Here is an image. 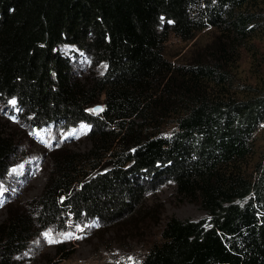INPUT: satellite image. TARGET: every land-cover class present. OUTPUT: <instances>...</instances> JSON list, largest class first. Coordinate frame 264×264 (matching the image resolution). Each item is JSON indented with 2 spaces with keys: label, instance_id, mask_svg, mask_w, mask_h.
Returning <instances> with one entry per match:
<instances>
[{
  "label": "trees",
  "instance_id": "trees-1",
  "mask_svg": "<svg viewBox=\"0 0 264 264\" xmlns=\"http://www.w3.org/2000/svg\"><path fill=\"white\" fill-rule=\"evenodd\" d=\"M172 34L193 42L187 59L166 56ZM253 41L264 0H0V103L37 133L82 129L90 143L53 148L42 193L0 223V264H20L41 233L97 224L130 236L159 225L137 264H264V157L251 160L264 75L242 81L236 63ZM17 156L0 123V179ZM169 184L206 215L159 224L146 194Z\"/></svg>",
  "mask_w": 264,
  "mask_h": 264
},
{
  "label": "rangeland",
  "instance_id": "rangeland-1",
  "mask_svg": "<svg viewBox=\"0 0 264 264\" xmlns=\"http://www.w3.org/2000/svg\"><path fill=\"white\" fill-rule=\"evenodd\" d=\"M212 37L213 34L209 31L201 32L197 42L204 45ZM192 43L184 42L172 34L165 44V54L172 61L187 59L191 54ZM251 44L253 48H248ZM251 44L237 50L240 53V60L236 61L239 67L237 77H243L242 81L248 75L253 82L250 73L255 71L264 75V42L253 41ZM70 48L63 46L61 50L68 52ZM252 50L259 51L255 65L251 62ZM73 66V75L79 79H84L91 73L82 58L75 59ZM251 68L254 71L251 72ZM102 70L103 65L96 69L98 73ZM10 112L9 105L0 103V123L4 131L15 137L18 152V159L0 179V223L8 217V209L26 212L29 205L42 193L53 167V148L64 146L73 151H83L90 145L82 129L72 134H63L56 129L41 134L14 119ZM255 142L256 154L252 156V162L264 157V124L256 133ZM146 197L148 205H156L159 224L170 217L198 220L206 215L197 203L177 197L174 186L170 184L147 193ZM159 231L160 226L157 224H150L145 230L146 234L142 236H130L117 226L106 224H97L91 229L69 226L62 231L51 229L31 240L30 250L19 258L20 264H48L49 260V264H137L149 244L158 238Z\"/></svg>",
  "mask_w": 264,
  "mask_h": 264
},
{
  "label": "water",
  "instance_id": "water-1",
  "mask_svg": "<svg viewBox=\"0 0 264 264\" xmlns=\"http://www.w3.org/2000/svg\"><path fill=\"white\" fill-rule=\"evenodd\" d=\"M102 108V105H95L94 107H93V110L94 109H101ZM97 112V111H96Z\"/></svg>",
  "mask_w": 264,
  "mask_h": 264
},
{
  "label": "snow or ice",
  "instance_id": "snow-or-ice-1",
  "mask_svg": "<svg viewBox=\"0 0 264 264\" xmlns=\"http://www.w3.org/2000/svg\"><path fill=\"white\" fill-rule=\"evenodd\" d=\"M12 103H15V101H12ZM92 111H103V109H94V110H92ZM54 242V241H53ZM129 259H131V258H129Z\"/></svg>",
  "mask_w": 264,
  "mask_h": 264
}]
</instances>
